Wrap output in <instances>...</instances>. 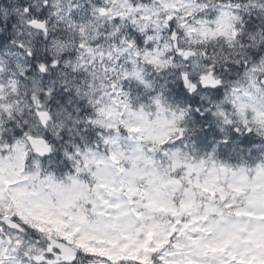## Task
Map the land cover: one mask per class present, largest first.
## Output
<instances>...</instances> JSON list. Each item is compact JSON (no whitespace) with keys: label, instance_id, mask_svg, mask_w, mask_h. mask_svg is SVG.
Masks as SVG:
<instances>
[{"label":"snow or ice","instance_id":"1","mask_svg":"<svg viewBox=\"0 0 264 264\" xmlns=\"http://www.w3.org/2000/svg\"><path fill=\"white\" fill-rule=\"evenodd\" d=\"M0 264H264V0H0Z\"/></svg>","mask_w":264,"mask_h":264}]
</instances>
